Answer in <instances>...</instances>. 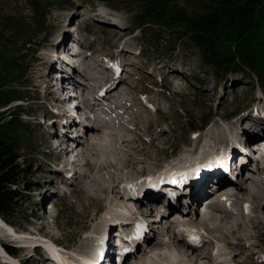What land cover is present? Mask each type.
<instances>
[{
    "label": "rangeland",
    "instance_id": "374dc122",
    "mask_svg": "<svg viewBox=\"0 0 264 264\" xmlns=\"http://www.w3.org/2000/svg\"><path fill=\"white\" fill-rule=\"evenodd\" d=\"M256 2L0 0V137L8 143L14 138L23 170L22 181L15 186L22 195L17 197L13 211L1 214L6 223L24 236L39 231L53 236L66 248L64 253L58 250V258L80 264V256L88 249L97 250L100 231L112 224L114 218L107 219V213L125 216L123 205L127 201L118 195L122 184L113 185L115 177L130 175L127 181L131 182L142 172L165 174L191 165L193 158L201 161L209 153H221L223 159L229 150L228 141L236 144L241 134V120L256 111L264 113V78L243 65L248 41L239 44L234 39L226 47L221 45L228 33L235 38L249 22L252 27L264 24V4ZM72 13L81 20L87 17L81 28L84 36H77L81 48H90L95 56H109L123 49L116 62L125 56V63L120 64L123 71L130 70L128 83L123 82L127 93L123 99L128 104L119 125L97 129L83 139L85 143L79 142V148L59 153L52 146L48 117L63 112L47 87L46 75L56 49L54 41ZM232 51L246 71L226 72L214 61V54L230 58ZM263 62L256 67L262 76ZM103 135H108L110 143L106 154L101 155L95 144ZM255 177L257 183L249 179L241 193L247 198H236L239 204L248 202L251 213L239 206L226 213L201 204L193 208L191 217L187 216L200 223L205 209V213L213 211L214 220L206 218L200 226L210 241L212 256L221 255L219 260L194 262L172 231L163 230L153 236L154 245L135 257L136 264H145L150 258L147 251L155 247L158 259L150 252L154 261H168V254L162 252L167 245L186 252L181 253L182 258L187 254L181 264H264V176ZM112 198L115 201L110 203ZM117 201L122 203L116 211ZM3 222L1 230L3 226L14 230ZM163 234H167L165 240L160 236ZM158 249H162L160 253ZM12 251L17 258L14 260L19 258L22 264L48 263L41 253L28 257L26 250ZM105 259L106 264L112 261V254L105 253ZM0 264L7 263L0 259Z\"/></svg>",
    "mask_w": 264,
    "mask_h": 264
},
{
    "label": "bare ground",
    "instance_id": "6f19581e",
    "mask_svg": "<svg viewBox=\"0 0 264 264\" xmlns=\"http://www.w3.org/2000/svg\"><path fill=\"white\" fill-rule=\"evenodd\" d=\"M121 52H123V49H121V50H119V51H117V52H112L111 54H110V56L111 57H113V58H115V57H118L120 54H121ZM119 97H121V96H119ZM122 102H123V107H125V105H127V102L126 101H123L122 100ZM126 112V111H125ZM125 112L122 114V115H119V116H117L118 118H120V122H122V119H123V115L125 114ZM67 112H65V114H66ZM104 124H102V127H100V125L99 126H95V127H93V133H94V131H96L97 129H100V128H108V127H114L115 125H116V123L115 122H113L112 120H107V121H104L103 122ZM98 131V130H97ZM94 136V135H93ZM91 139V138H90ZM231 140V139H230ZM129 141H131V140H129ZM124 142H127V141H124ZM95 143V142H94ZM109 143H110V138L108 137V135H103V137H102V139H101V141L100 142H97L94 146L96 147H94L97 151L100 149L102 152L100 153L101 155H104V154H106L104 151H105V149L107 148L108 149V146H109ZM78 147V146H77ZM76 147V148H77ZM84 147V146H83ZM110 148V147H109ZM83 149V148H82ZM80 150H81V148H80ZM219 150V149H218ZM221 151V150H220ZM100 152V151H99ZM108 153V152H107ZM219 153V152H218ZM218 155H222L221 153H219ZM215 156H216V154H211L210 155V153H209V155L207 156L208 157V160H206V161H203V160H201V162L200 161H198V162H200V166L202 165H207V164H205L207 161H214V160H217L218 158L216 157L215 158ZM103 157V156H102ZM185 159L186 158H182V159H180V160H182V161H185ZM245 159V158H244ZM256 158H254V160H255ZM196 160V159H195ZM195 160L194 161H190V164L191 165H189V166H187L186 167V169H185V171L182 173V168H180V169H178V170H173L172 172H170V174L168 175V176H171V175H178L179 177H178V179H177V183L178 184H181V179H186L187 178V176H188V173L190 172V170L191 169H193V168H195L196 166H192L193 165V163L195 162ZM249 162V161H248ZM245 163H247V160H245ZM115 164V163H114ZM72 167V166H71ZM259 171H261V169H259ZM165 175H167V174H165ZM210 177V179L211 180H214V175L213 174H209V176L207 177V178H209ZM133 178V177H132ZM207 178L201 183V184H204L205 183V181L207 180ZM115 179H116V181H114V183H113V185H115V184H117V186H120V184H122L121 186H120V190H118L117 191V188H115L114 190H116L117 192H119V191H122L123 192V194H125V195H127V194H129L130 192H131V190H138V187L140 188V185H141V182H142V179H138V177L136 178V177H134L133 178V181H131L130 182V180L129 181H127L128 179H130V175H128V176H126V177H122V176H117V177H115ZM127 181L126 183H122V182H124V181ZM153 182H155V181H157V179H155V177L154 178H152L151 179ZM122 181V182H121ZM152 181H150V182H152ZM129 182H130V184H129ZM128 183V184H127ZM145 181H143L142 182V184L143 185H145ZM141 189L142 188H140L139 189V191H141ZM112 190V189H111ZM104 191H107L105 188H104ZM243 194H245V193H243ZM119 195V194H118ZM121 198H122V196H121ZM120 198V199H121ZM119 199V198H118ZM112 200H113V202L115 201V199H111V201H110V203H112ZM232 199H230V202H232L231 201ZM122 203V202H121ZM121 203H119V201H117V208H116V211L121 207ZM127 203V202H126ZM114 204V205H113ZM112 204V209H114V207L116 206V204L115 203H113ZM210 205H212V203L210 204ZM226 204H224V203H221V204H219V203H216V204H213V206H214V208L216 209V210H219V211H221V210H223L224 212H228V213H231V211L225 206ZM131 206H133V203H131ZM245 206H246V208H247V210L250 212V210H252V209H250V204L247 202H245ZM210 207V206H209ZM249 207V208H248ZM210 209V208H209ZM121 210V209H120ZM124 211H123V215H126V216H132L131 214H132V211L129 209V207H127V204H126V206H125V208L123 209ZM234 211V210H233ZM205 212H206V209H205ZM203 213L202 214V217L206 220V218H210V219H213L214 220V216H212L211 214H213L211 211H210V213ZM215 212V211H214ZM239 212V211H238ZM237 212V210H236V213H238ZM249 212H247V214H249ZM225 213V214H226ZM251 213V212H250ZM107 214H109V216L107 217V219H109V218H111V217H114V216H116V215H113V213H110V212H108ZM190 214V217H191V213H189ZM214 214H216V212L214 213ZM222 214V213H221ZM253 217V216H252ZM1 218V217H0ZM185 218H187V216L185 217ZM223 218V217H222ZM250 218V217H249ZM2 219V218H1ZM0 219V221L1 222H3L2 220ZM226 219V218H225ZM202 221H204V220H202ZM209 221H211V220H209ZM189 222V221H188ZM192 224H195L196 223V220L195 221H190ZM213 222V221H212ZM4 224H7V226H9V227H11V228H13L14 229V227H12V225L11 224H8V223H6L5 221L3 222ZM207 223V222H206ZM213 223H215V222H213ZM212 223V224H213ZM3 224V225H4ZM199 224H201V222L199 223ZM209 224V223H208ZM216 224V223H215ZM1 225V224H0ZM197 225V224H196ZM237 225V224H236ZM199 226V229H200V232H201V234L202 235H205V233H204V230H203V228L200 226V225H198ZM205 226H206V224H205ZM209 227V226H208ZM211 227H212V225H211ZM235 227V226H234ZM189 229V231H187V233H188V237H190V231H191V228L190 227H187L186 229L185 228H183V227H180L179 228V232H180V234H182V233H184L185 232V230H188ZM236 229H238V228H236ZM165 230V229H164ZM168 231H169V228H168ZM167 231V232H168ZM193 232V231H192ZM6 235H7V237H9L10 239H18V240H23L22 242H24L25 244H30V243H36V241H41V243H43L45 246H46V248L49 250V252H50V254L54 257V258H56L57 260H58V262L60 263V264H72L73 263V261L72 260H70L69 258H68V262L67 263H65V260H63V258H58V256H57V253L58 254H61L59 251H58V249L52 244V242L50 241V240H46V239H43V238H41V237H39V236H34V235H28V236H24V235H21V234H19V233H17L16 232V230L14 229V230H12V229H8L7 227H5V226H3V229L1 230V228H0V236H3V237H6ZM166 235L167 234H163V235H160L161 237H163V239L165 240L166 239ZM206 236V235H205ZM171 238V237H170ZM178 241L179 242H181V240L180 239H178ZM155 242H156V240L155 239H152L151 238V242L149 243V245H154L155 244ZM169 242H171V241H169ZM208 242H210V241H208ZM208 242H206L207 244H208ZM160 243H162L163 245H164V243L162 242V241H160ZM166 244V243H165ZM168 244H170V243H168ZM172 244V243H171ZM109 246H111V244H109ZM172 245H167L166 247H162V248H164L163 249V254L165 253V254H168V261L167 260H164V261H161V260H155L154 261V259H153V256H154V249H157L156 247L154 248V249H151L150 248V250H148L147 252L149 253V254H147V256L149 255L150 256V258H152V259H150L149 257L148 258H146L147 259V262H145V260H144V262H145V264H181L182 262V260L181 259H184V258H186V255L185 254H183L184 255V258H182V255H181V253H184L185 251L181 248V249H176L175 247H174V245L171 247ZM181 246V245H180ZM148 247H150V246H148ZM170 248V249H169ZM215 248V247H214ZM216 248H217V246H216ZM221 249V248H220ZM160 249H158L157 251H159ZM162 250V249H161ZM160 250V251H161ZM160 251H159V253H160ZM181 251H183V252H181ZM146 252V253H147ZM150 252H151V254L153 255H151L150 254ZM155 253H158V252H155ZM186 253V252H185ZM162 254V255H163ZM164 254V255H165ZM63 255V254H62ZM156 255H159V254H155V256L154 257H156L157 258V256ZM190 255V254H189ZM65 256V255H64ZM152 256V257H151ZM219 256H221V255H217L216 257L215 256H212L213 257V259H214V261H217V260H219ZM60 257V256H59ZM146 257V256H145ZM164 256H162V258H163ZM0 258H1V260H2V262H4V263H15V264H19L16 260H14L13 259V257L12 256H10L9 254H7L6 252H5V250L2 248V245H1V243H0ZM67 258V257H66ZM155 258V259H156ZM161 258V259H162ZM189 258V257H188ZM188 258H187V260H188ZM204 258V257H203ZM224 258V257H223ZM48 260H49V258H47ZM119 260L121 259V258H118ZM158 259V258H157ZM166 259V258H165ZM185 260V259H184ZM183 260V261H184ZM140 262H142L141 260H140ZM191 261H188V263L187 264H189ZM136 263H138V262H136V260H135V262H134V264H136ZM183 263H185V262H183ZM185 263V264H186ZM192 264V263H191ZM220 264H229V262H222V263H220Z\"/></svg>",
    "mask_w": 264,
    "mask_h": 264
},
{
    "label": "trees",
    "instance_id": "16d2710c",
    "mask_svg": "<svg viewBox=\"0 0 264 264\" xmlns=\"http://www.w3.org/2000/svg\"><path fill=\"white\" fill-rule=\"evenodd\" d=\"M251 1H257L256 3L264 4V0H248V3ZM206 24L209 25L208 23ZM251 25L252 23L249 22L247 26H242L235 38L231 36V33H228L226 42H221V45H225L226 47L228 42L234 39H238L237 43L239 42V44H241V41L246 39L248 44H244L246 46V60L243 65L244 67L252 68L253 70L259 72L261 77L264 78V76H262V72L256 68L258 67L257 65H259L260 61L264 59V24L260 26L254 24L253 27ZM230 55L231 57L228 58L229 56H216L214 54L213 58L215 62L221 65V69L225 68L227 70L226 72L229 70H231V72H235V70H245V68H242L241 66L242 63L240 64L236 62L235 52H230ZM253 57H257L258 60ZM262 64L264 65V62ZM12 139L13 141L8 143L0 137V212L2 214L13 211L17 197L22 195L15 187L16 184H19L22 181L23 170L19 164V154H17L14 149V138Z\"/></svg>",
    "mask_w": 264,
    "mask_h": 264
},
{
    "label": "snow or ice",
    "instance_id": "6c2138e0",
    "mask_svg": "<svg viewBox=\"0 0 264 264\" xmlns=\"http://www.w3.org/2000/svg\"><path fill=\"white\" fill-rule=\"evenodd\" d=\"M209 166L210 165H205L204 167H209ZM143 229H144L143 225H137V230H136L135 236L127 237V239L128 240H132V239L139 240V239H141L142 238V234H143ZM185 231H187V230H185ZM190 241L194 242V243H198L199 242V237L194 234V230H193V232L190 233ZM130 251H132V249H128V248L124 249V252H130Z\"/></svg>",
    "mask_w": 264,
    "mask_h": 264
}]
</instances>
